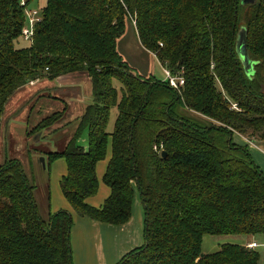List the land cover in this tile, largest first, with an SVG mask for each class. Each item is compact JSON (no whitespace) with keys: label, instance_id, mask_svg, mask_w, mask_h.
<instances>
[{"label":"trees","instance_id":"trees-1","mask_svg":"<svg viewBox=\"0 0 264 264\" xmlns=\"http://www.w3.org/2000/svg\"><path fill=\"white\" fill-rule=\"evenodd\" d=\"M31 1L0 0V127L7 102L30 82L85 74L91 101L45 167L64 159L59 188L79 218L124 225L139 194L144 243L116 264H258L259 254L245 246L201 255V245L205 235L264 236V173L232 140L238 134L264 144V0H46L29 45L17 48ZM127 23L146 52L183 78L180 92L135 74L118 53ZM240 29L249 76L236 53ZM64 111L31 133L52 127ZM84 131L86 148L78 142ZM109 144L102 177L109 195L94 208L86 200L98 191L96 165ZM32 192L19 160L0 165V264H73L72 216L61 210L42 220Z\"/></svg>","mask_w":264,"mask_h":264},{"label":"rangeland","instance_id":"rangeland-1","mask_svg":"<svg viewBox=\"0 0 264 264\" xmlns=\"http://www.w3.org/2000/svg\"><path fill=\"white\" fill-rule=\"evenodd\" d=\"M45 4L46 0H32L28 5V10L40 13ZM28 45L29 43L22 39H19L15 44L17 48H24ZM117 51L131 67L135 74L141 77L153 76L159 81H163L165 79L163 74L164 67L159 63L153 54L146 52L141 47L134 30L133 23H127L124 34L117 42ZM83 78H87L83 73L66 76L65 80L68 79L67 82L69 80H75L76 84L71 85L72 88L66 89L53 88L52 86H49L50 82L47 80H40L41 82L44 81L43 83H46L47 86L43 83L37 86L36 89H39L37 91V96H35L33 99H31V96L26 102L22 101V104L21 102L17 103V107H15L14 110L13 108H8L6 111L7 115L11 113L13 116V122L15 121L16 124V133L14 134V139L13 137H8L5 142H3V144L1 136L0 154L4 153L7 158H16L20 161L23 172L29 184L33 185V197L36 202L38 213L42 220H46L48 209L50 207V201L55 199L53 198V189L51 186L52 181L49 182V179L52 178L49 167H45V171L43 170L44 167L41 168V166H47V153L62 151L76 130V120L71 118V105L74 101L73 99H70V101L68 98H74L79 92H81V86L84 84L82 81ZM86 83L88 86L90 85V82ZM112 85L117 91H119L121 88V85L116 80H112ZM43 87H45V89H43ZM87 98L89 99L90 97L88 96ZM63 110H65L64 115L52 127L31 133L33 127L37 125L41 119L55 112H61ZM188 114L192 116L191 113ZM116 116L117 110L112 108L110 110L109 120L106 127L107 133L112 132ZM232 140L234 143L246 147L253 162L264 173V144L261 141L250 140V138L242 137L238 134H233ZM78 142L82 147L86 148V131L81 134ZM20 145L22 147H20ZM110 154L111 149L108 145L107 155L102 161L97 163L96 174L99 185V195L102 189L109 192V188L102 181L101 177L103 173L101 172L102 168L105 171L107 159L110 157ZM30 157L35 158V160ZM59 159L52 161L50 165H57L56 162ZM59 161L60 164L62 163L65 166L63 159H60ZM55 176L56 175L54 173V177ZM56 189L58 192L60 191L58 184L55 186V190ZM135 196L136 203L133 206V215L136 217V215H140L141 212L144 219V210L141 201L138 198L139 194L136 192ZM256 236L259 237L258 239H260L258 240L260 245L254 250L259 254L258 264H264V245H261L260 243L262 239H264V236ZM242 237L244 236L205 235L202 240L201 255L215 253L220 249V246L224 244L240 245Z\"/></svg>","mask_w":264,"mask_h":264},{"label":"crops","instance_id":"crops-1","mask_svg":"<svg viewBox=\"0 0 264 264\" xmlns=\"http://www.w3.org/2000/svg\"><path fill=\"white\" fill-rule=\"evenodd\" d=\"M66 76H61L54 80H47V79L44 80L50 82L49 86L58 89L72 88L71 85H76L75 80H69L67 82L68 79L65 80ZM67 78L72 79L70 77ZM82 81L84 84H82V86L80 85L82 87L81 92H79L74 98L72 97L68 98V100L73 99L74 101L72 102L73 104L71 105L72 108L71 118H73V120H76L77 118L80 117L85 106H87L91 101V85L88 86V84L86 83L89 82V79L83 78ZM43 82L41 81L30 82L31 84L29 83L26 86L19 89L7 102L5 106L4 114L1 119V127H0V142L2 136V144L3 142H5V140L8 137L9 138L13 137L14 139V134L16 133L15 121L13 122L14 119H12L13 116L11 115V113L8 115L6 114L7 109L13 108L14 110L15 107H17L16 105L17 103L21 102L22 104V101L26 102L28 98H30L31 96H32L31 99H33L38 94L37 91L39 89L37 90L36 87L41 85ZM43 84L46 85V83ZM43 89H45V87H43ZM88 96L90 97L89 99L87 98ZM20 147L22 146L20 145ZM110 157L107 159V163ZM32 159L35 160V158ZM6 160H9V158H7V156L4 153L0 154V165L3 164ZM59 160H57L56 162L57 165L51 164L48 166L50 170V174L52 175V178L49 179V182L52 181L51 186L53 189V198L55 199L50 201V207L48 209V213L54 214L58 211L63 210L69 212L70 215L72 216V227L70 229V237H69L70 248L72 253V263L73 264H116L125 254H127L128 252H130L135 248L142 246L144 243L143 215L141 214V212L140 215L138 216L136 215V217H134L133 215V206L136 203V196H135L136 192L134 193L130 220L124 225L112 226V225L100 224L91 221L89 219L76 217V214L73 212L67 201L62 196L61 191L58 192L57 189L55 190V186L57 184L59 185L60 180L66 174V164L65 166L62 163L60 164ZM34 163L37 164L36 162ZM41 168H43V170L46 171L45 166H41ZM103 171L104 170L102 168L101 173L104 174L105 171L104 172ZM54 173L56 175L55 177H54ZM108 195L109 192L104 189L100 191V195H99V185H98V191L96 195L87 199L86 203L94 208H100L103 202L105 201V199L108 197ZM258 238L259 237L257 236H244L241 238L240 245L246 247L250 243H256L258 247L260 245L258 242V240L260 239ZM260 243L261 245H264V239H262Z\"/></svg>","mask_w":264,"mask_h":264},{"label":"built area","instance_id":"built-area-1","mask_svg":"<svg viewBox=\"0 0 264 264\" xmlns=\"http://www.w3.org/2000/svg\"><path fill=\"white\" fill-rule=\"evenodd\" d=\"M22 5L24 3L22 2ZM26 15V24L22 30V38L24 41L30 42L33 36L34 26L39 22L41 18V13L31 10H25ZM164 81L168 83L169 87L173 88L177 92H180V88L183 86V78L180 75H172L170 71L164 69ZM31 84V83H30ZM233 109H236L235 105L232 106ZM249 249H255L257 247L256 243H250L246 246Z\"/></svg>","mask_w":264,"mask_h":264},{"label":"water","instance_id":"water-1","mask_svg":"<svg viewBox=\"0 0 264 264\" xmlns=\"http://www.w3.org/2000/svg\"><path fill=\"white\" fill-rule=\"evenodd\" d=\"M241 5L253 4L254 0H240ZM236 53L240 59L244 72L247 76L253 75V63L250 61L246 51V32L244 29H240L237 33L236 39ZM162 157H165L164 153H161Z\"/></svg>","mask_w":264,"mask_h":264}]
</instances>
